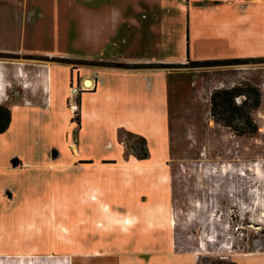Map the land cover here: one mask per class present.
I'll list each match as a JSON object with an SVG mask.
<instances>
[{"label":"crops","instance_id":"crops-1","mask_svg":"<svg viewBox=\"0 0 264 264\" xmlns=\"http://www.w3.org/2000/svg\"><path fill=\"white\" fill-rule=\"evenodd\" d=\"M198 1L0 0V53L174 63L188 60L194 45L210 48L224 39L230 57L264 54V0ZM57 2L79 16H56ZM170 77L160 67L74 68L0 57V104L12 113L0 133V264H199V254L175 238L170 187L152 185V177L161 178L158 165L169 168ZM89 79L78 124L69 108L71 86ZM121 129L145 136L149 157H127ZM117 172L127 186L149 191L127 202L136 197L104 185L112 179L102 177ZM60 180L63 190L56 189ZM94 185L115 215L133 216L129 232L111 219L100 229Z\"/></svg>","mask_w":264,"mask_h":264},{"label":"rangeland","instance_id":"rangeland-1","mask_svg":"<svg viewBox=\"0 0 264 264\" xmlns=\"http://www.w3.org/2000/svg\"><path fill=\"white\" fill-rule=\"evenodd\" d=\"M203 1L198 3L201 5ZM60 4L57 2L54 7L56 16H79L74 6ZM205 19L207 15L201 10L199 22ZM73 26L76 32V25ZM194 27L201 31L203 26ZM188 28L191 32L190 16ZM215 42L210 48L194 45L193 54L189 50V61L164 63L160 67L171 72L169 173L160 163L157 169L161 178L156 183L152 177V185H161L162 190L170 187L172 216L176 219L175 238L182 249L199 254V264H264V54L227 63L226 58H235L226 54L228 43L224 39ZM200 43L207 44V37L203 36ZM2 57L64 62L74 68L105 63L83 58L78 52ZM78 85L88 87L85 80ZM224 89H234L231 109L219 104L221 94L217 92ZM71 93L72 90L70 96ZM215 93L218 98L213 109ZM257 98L259 105L254 108ZM248 112L258 130L251 131ZM123 137L130 144L131 155L146 152L145 136L123 133ZM113 175V178L106 174L102 177L106 181L112 179L111 186L105 182L106 189L136 197L127 202L136 203L141 200V194L149 191L143 188L140 192L138 183L127 186L119 172ZM34 176L40 179L47 175L36 172ZM62 184L64 180L57 181L56 189L63 190Z\"/></svg>","mask_w":264,"mask_h":264},{"label":"trees","instance_id":"trees-1","mask_svg":"<svg viewBox=\"0 0 264 264\" xmlns=\"http://www.w3.org/2000/svg\"><path fill=\"white\" fill-rule=\"evenodd\" d=\"M189 55V54H188ZM2 56H6V54L0 53V57ZM245 58H241V57H235V58H226V62L227 63H235V62H239V61H243ZM191 60L188 57V61ZM196 62H200L199 60H195ZM106 65H114V66H119V67H126V68H139V67H163L164 63H118V62H106L104 63ZM219 94H221L220 97V105L223 106L226 109H231V107L233 106L234 103V99H233V94H234V89H224V90H220L219 92H217ZM216 95L218 94H213L212 99H213V109L214 104L216 103V100L218 97H216ZM79 104H80V99H79ZM259 105V98H257L255 104H254V108L258 107ZM243 109V108H242ZM80 115H81V111H78L76 113V115L74 116L75 121L80 124ZM11 119H12V113L11 110L8 106L4 105V104H0V133L4 132L5 130H7V128L9 127L10 123H11ZM247 122L252 125V130L251 131H255L258 130V127L256 124L253 123V119L252 116L250 115V113L248 112L247 114ZM123 133L128 134V135H133V136H138L139 138H144L143 136L141 137V135L139 134H135L133 132L127 131L125 129H121L119 132V138L120 140L124 143L125 145V155L128 157L131 154H133V152L129 150L130 144L129 142L126 141V139L123 137ZM144 145L146 147V152L142 155H137L139 158H147L150 155L149 152V148H148V143L147 140L144 138Z\"/></svg>","mask_w":264,"mask_h":264},{"label":"bare ground","instance_id":"bare-ground-1","mask_svg":"<svg viewBox=\"0 0 264 264\" xmlns=\"http://www.w3.org/2000/svg\"><path fill=\"white\" fill-rule=\"evenodd\" d=\"M87 84L90 86L92 85L91 80H87L86 81ZM137 168L140 171H143L145 168L142 165H137ZM150 168V166H149ZM93 190V200L96 203V207H98L99 212L97 215V219H98V225L100 227L101 230H105L108 229V225L109 223H111V221L114 223V226L116 225H120L124 228V230H126V232H129V229L131 227H134V221H132L133 216L132 215H128V214H117L115 215L113 213V211L110 208V205L104 201V198L102 196V190L100 189L99 186L94 185L92 187ZM96 191L100 192V193H96ZM89 210V209H88ZM121 217V218H119ZM111 219V221H110ZM139 219V218H138Z\"/></svg>","mask_w":264,"mask_h":264},{"label":"built area","instance_id":"built-area-1","mask_svg":"<svg viewBox=\"0 0 264 264\" xmlns=\"http://www.w3.org/2000/svg\"><path fill=\"white\" fill-rule=\"evenodd\" d=\"M86 86H82L80 87V85H72L71 86V90H72V93H71V96H69L70 99V102H69V106L71 107V110L73 111V118L74 116L76 115V113L78 111H80V104H79V99H80V96H81V93L83 91H86L88 88H90L92 85H88L87 82H86ZM74 101V103H73Z\"/></svg>","mask_w":264,"mask_h":264}]
</instances>
